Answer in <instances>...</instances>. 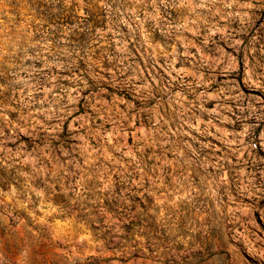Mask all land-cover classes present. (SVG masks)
<instances>
[{
    "label": "rangeland",
    "instance_id": "1",
    "mask_svg": "<svg viewBox=\"0 0 264 264\" xmlns=\"http://www.w3.org/2000/svg\"><path fill=\"white\" fill-rule=\"evenodd\" d=\"M0 264H264V0H0Z\"/></svg>",
    "mask_w": 264,
    "mask_h": 264
}]
</instances>
